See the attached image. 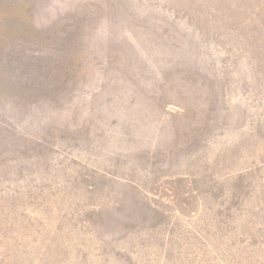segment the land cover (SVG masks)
<instances>
[{
  "label": "rangeland",
  "instance_id": "1",
  "mask_svg": "<svg viewBox=\"0 0 264 264\" xmlns=\"http://www.w3.org/2000/svg\"><path fill=\"white\" fill-rule=\"evenodd\" d=\"M0 264H264V0H0Z\"/></svg>",
  "mask_w": 264,
  "mask_h": 264
}]
</instances>
